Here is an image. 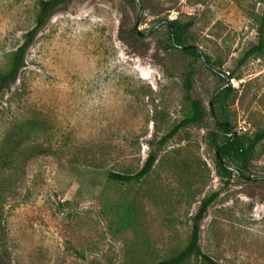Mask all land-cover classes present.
<instances>
[{"label": "rangeland", "instance_id": "1", "mask_svg": "<svg viewBox=\"0 0 264 264\" xmlns=\"http://www.w3.org/2000/svg\"><path fill=\"white\" fill-rule=\"evenodd\" d=\"M37 1L0 0V70L32 29ZM138 1L68 0L2 90L0 264H155L186 244L211 193L200 251L218 264H264V140L246 168L224 160L240 174L220 177L209 133L221 75L168 48L161 22L192 21L184 42L232 76L230 121L251 136L264 127V53L240 60L257 42L260 0ZM190 65L203 117L162 143L188 113ZM151 153L139 182L107 179L137 172ZM124 203L139 205L137 225L122 226Z\"/></svg>", "mask_w": 264, "mask_h": 264}, {"label": "trees", "instance_id": "2", "mask_svg": "<svg viewBox=\"0 0 264 264\" xmlns=\"http://www.w3.org/2000/svg\"><path fill=\"white\" fill-rule=\"evenodd\" d=\"M68 0H38L37 11L34 17V25L32 29L26 32L23 37L22 44L13 52L9 54L8 64L5 70H0V94L4 88L9 84L15 82L19 71L25 65V55L31 44L33 43L38 32L44 27L52 13L64 6ZM262 10L257 17V42L250 47L242 56L240 63L246 61L249 57H257L264 53V0H260ZM167 24L168 41L170 44L168 48H179L184 54L190 55L194 60L201 59L203 64L213 73L221 75L222 85L219 86L212 96L211 115L215 124V131L209 133V140L214 147L215 165L217 172L222 178L229 179L235 172L240 174L239 169L229 170L228 164L224 160H230L239 165L240 168H246L252 159L253 152L257 145L264 140V127L257 130L253 135L237 134L234 131V126L230 121L228 114V102L231 98L234 89L229 84V79L232 76H225L221 72H217L212 68V62L209 57L200 53L195 48L184 42L186 31L192 26V21L186 23H179L176 19L170 21H161ZM135 32V30H131ZM221 65L220 63H217ZM188 71L184 74V100L187 102L189 110L188 113L174 125L166 135L161 139L164 143L170 139L179 130L199 123L203 117V109L197 99L191 98L190 91L192 89L193 68L190 65ZM217 112V114H216ZM160 142V143H161ZM156 160V155L151 153L147 156L140 170L135 173H116L108 172L107 179L119 184H130L139 182L145 178L151 171ZM231 167V166H230ZM217 193H211L204 196L200 201L197 211L193 217V224L191 226L190 234L186 244L173 254L161 258L155 264H185L191 258H200L202 264H218L209 256L203 254L199 247V231L200 222L204 218L208 207L214 202ZM121 207H128L126 212L122 214V226L137 225L138 211L135 207H139L137 203H124ZM140 264V260H135ZM142 264V263H141Z\"/></svg>", "mask_w": 264, "mask_h": 264}, {"label": "water", "instance_id": "3", "mask_svg": "<svg viewBox=\"0 0 264 264\" xmlns=\"http://www.w3.org/2000/svg\"><path fill=\"white\" fill-rule=\"evenodd\" d=\"M137 2H139L138 0H136ZM227 168L229 169V170H231V171H233V167H230V166H227Z\"/></svg>", "mask_w": 264, "mask_h": 264}]
</instances>
